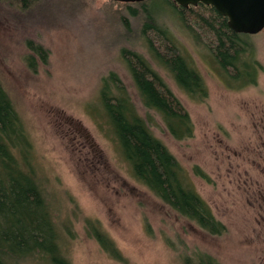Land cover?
I'll return each mask as SVG.
<instances>
[{"label":"rangeland","instance_id":"rangeland-1","mask_svg":"<svg viewBox=\"0 0 264 264\" xmlns=\"http://www.w3.org/2000/svg\"><path fill=\"white\" fill-rule=\"evenodd\" d=\"M162 11L170 40L204 76L206 97L177 84L140 32L139 18L120 2L0 0V76L25 122L28 165L52 205L69 264H183L193 251L221 264H264V29L251 36L261 65L256 82L233 83L195 28L170 6ZM29 41L42 45L45 59ZM124 48L143 54L181 100L193 120L191 136L176 138L144 105ZM112 73L186 168L223 233H208L135 177L103 100ZM195 164L209 180L193 172ZM96 229L109 234L116 254ZM28 262L51 264L35 256Z\"/></svg>","mask_w":264,"mask_h":264},{"label":"trees","instance_id":"trees-1","mask_svg":"<svg viewBox=\"0 0 264 264\" xmlns=\"http://www.w3.org/2000/svg\"><path fill=\"white\" fill-rule=\"evenodd\" d=\"M5 1L28 6L33 0ZM120 3L139 18L140 32L147 38L153 54L188 93L206 97L207 85L197 67H192V62L170 40L160 19L164 5L170 6L184 23L195 28V38L205 42L219 68L233 83L256 82L261 65L256 58L253 35L234 31L228 18L215 6L199 2L183 7L175 0ZM156 5L158 8L154 7ZM28 44L45 59L47 52L42 45H33L32 41ZM123 54L144 105L161 115L176 138L191 136L194 125L189 111L149 60L126 48ZM109 80L103 88V100L113 131L135 177L162 201L208 233H223L225 225L187 178L186 168L179 159L138 114L122 80L115 73ZM111 84L115 85L117 92L111 91ZM30 145L25 122L0 76V264H29L28 259L34 256L51 264H69L61 242V227L42 183L28 165V155L24 154ZM192 169L196 175L209 180V175L199 165L195 164ZM95 235L107 251L118 252L107 232L96 229ZM183 264L221 263L204 251H193L184 256Z\"/></svg>","mask_w":264,"mask_h":264},{"label":"water","instance_id":"water-1","mask_svg":"<svg viewBox=\"0 0 264 264\" xmlns=\"http://www.w3.org/2000/svg\"><path fill=\"white\" fill-rule=\"evenodd\" d=\"M141 2L144 0H113ZM183 7L199 2L211 4L228 18L229 26L236 32L257 34L264 29V0H175Z\"/></svg>","mask_w":264,"mask_h":264}]
</instances>
